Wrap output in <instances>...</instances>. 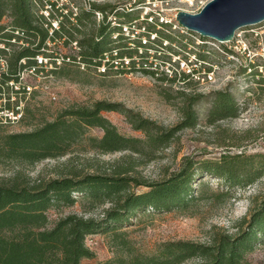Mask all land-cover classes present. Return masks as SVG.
I'll list each match as a JSON object with an SVG mask.
<instances>
[{"label":"trees","instance_id":"obj_1","mask_svg":"<svg viewBox=\"0 0 264 264\" xmlns=\"http://www.w3.org/2000/svg\"><path fill=\"white\" fill-rule=\"evenodd\" d=\"M44 4L54 7L49 0H0V62H6V70L0 78V100H6L8 106L12 96L18 99V92L8 84L18 83L21 73L37 68L35 58L49 57L48 44L63 37L67 39L65 45L77 42L80 53L78 57H62L63 65L52 71L56 78L84 83L86 79L82 77L80 66L92 68L106 54L113 58V51L118 58L127 56L146 61V52L141 55L138 52L146 50L147 46L124 37L119 27L111 28L112 21L107 22V15L103 16L98 29L85 33L81 29L87 26L90 13L76 16V24L69 29L71 14L64 15V10H56L57 16L53 11L46 25L36 8ZM95 10L106 11L93 7ZM113 17L116 22L122 21L117 22L119 25L135 20L127 12H116ZM53 19L58 21L59 28L50 34ZM163 37L171 40L169 36ZM130 43L138 45L132 48ZM35 70L40 71L39 68ZM189 79V75L182 74L179 80L165 77L162 81L174 84ZM186 101L189 106L182 109L184 121L173 128L158 125L121 104L103 101L89 106L74 104L29 132H7L5 125L0 123V168L13 170L10 176H0V264H81L82 260L94 257L85 239L95 234H111L115 249V257L100 264H184L192 259L199 260V264H251L247 255L264 240V199L248 218L238 222L236 234L213 228L206 244L165 242L153 255L147 256L134 251L122 231L138 214L178 212L193 215L199 203L222 205L231 197L232 189H244L264 177L261 158L230 154L221 155L219 160L194 162L187 159L178 172L161 181L132 176L137 167L153 161L160 151L168 148L178 132L195 127L196 116L192 110L195 99ZM25 110L23 108V114ZM103 112L122 114L131 128L140 131L144 138L120 134ZM237 116L234 100L225 93H216L208 123ZM92 129H98L102 135L99 138L90 136ZM91 152L120 153L122 156L103 172H99L102 167L90 165L96 169L93 174L76 168L58 169L55 178L31 180L21 171L47 160ZM206 178L219 182L216 190L210 189ZM132 185L144 190L130 192ZM79 202L88 214L95 208L108 207L98 218L72 213L51 222V210L61 214L62 210Z\"/></svg>","mask_w":264,"mask_h":264},{"label":"rangeland","instance_id":"obj_2","mask_svg":"<svg viewBox=\"0 0 264 264\" xmlns=\"http://www.w3.org/2000/svg\"><path fill=\"white\" fill-rule=\"evenodd\" d=\"M147 1L67 0V12L73 14L70 19L72 24L68 28L71 29L76 24L75 16L79 17L82 13L91 14L87 26L81 29L85 33L91 29H98L105 15L108 16L107 22H109L113 21L111 19L116 12L129 13L135 20L123 25L132 24L131 28L134 32H140L139 29L145 28L146 31L153 33L156 37L155 41L146 49L159 51L157 46L162 48L161 56L157 60L160 66L156 73H144L135 67L132 72L110 71L100 75L93 68L84 70L80 68L86 82L77 83L69 79L56 78L50 72L39 77L25 72L22 75L21 85L34 87V91L28 96L23 94L22 89L20 90L21 103L28 112L26 113L25 110L23 120L21 118L17 123L4 124L5 130L11 133L29 132L42 121L53 120L60 110L74 104L89 106L98 101L121 104L145 119L166 128H173L184 121L182 109L189 106L186 100L194 98L192 110L196 116L195 127L178 132L168 148L160 151L153 161L137 167L134 173H131L132 176L149 181H161L178 172L187 159L194 162L219 160L223 154L257 157L261 158L264 164V75L259 74V67L264 66V59L260 55L264 56V40L246 32L257 26L237 31L236 34L240 37H237L233 44L226 45L183 31L176 21L177 13L183 11L194 14L195 9L185 5L181 0H158L157 8L149 6ZM49 2L62 4L64 0H49ZM46 5L48 4L36 8L38 15L43 16L47 25L50 19L46 18V12L49 14L51 12L46 9ZM93 7L105 8L106 11L104 13L93 11ZM54 15L57 16L55 11ZM160 17L168 23L160 25ZM50 22L52 27L57 25V29L59 28V24L54 20ZM117 22L122 21L117 20ZM110 26L115 27L113 23ZM163 36H169L171 40H166ZM76 38L78 41L81 40L80 37ZM137 38L135 36L130 40L137 43L139 42ZM198 39L201 44L198 43ZM66 41L67 39L63 37L54 43L50 42L46 53L60 60L66 56L78 57L80 49L77 42L65 45ZM136 43L132 48L138 45ZM140 52L145 54L144 49ZM193 57L202 64L206 74H211V82L197 81L195 78L174 84L162 81L165 77L170 78L162 62H171L173 58L186 62ZM66 62L71 64V61L66 60ZM138 64L142 68V61L139 59ZM62 65L61 61L59 66ZM176 77L179 80L182 76ZM218 92L225 93L234 100L238 108V116L209 124L207 117ZM181 94H184V97ZM52 96H55V100ZM103 116L116 126L120 134L126 137L144 138L140 131L131 128L122 114L103 112ZM89 135L99 138L102 133L98 129H92ZM121 156L120 153L101 155L91 152L58 160H47L32 167L22 168L21 171L31 180L55 178L58 169L76 168L86 174H93L96 169L89 167L90 165L102 167L99 172H103L107 170L109 164ZM12 171L11 168H0V176H10ZM205 180L211 190H216L219 184L217 180L209 178ZM143 190L132 185L129 191L139 193ZM261 199H264V177L244 189H232L231 197L222 205L199 203L193 215L178 212L138 214L136 219L131 220V225L124 227L122 231L126 234L129 246L139 254L147 256L153 255L157 247L165 242L206 244L209 242V232L213 228L230 235L236 234L238 222L248 218ZM107 207L108 205L95 208L88 214L84 213L79 202L71 208L62 210L61 214L51 210L49 218L52 223L60 216L72 213L85 218H98ZM85 244L94 257L82 260L81 264H100L115 257L111 234L88 236ZM247 259L251 264H264V240H260L253 252L247 255ZM184 264H199V260L192 259Z\"/></svg>","mask_w":264,"mask_h":264},{"label":"built area","instance_id":"obj_3","mask_svg":"<svg viewBox=\"0 0 264 264\" xmlns=\"http://www.w3.org/2000/svg\"><path fill=\"white\" fill-rule=\"evenodd\" d=\"M211 1L212 0H181V2H183L185 5L189 7H193L195 9L194 14L199 13ZM50 3L53 4L54 7L48 4L46 5V9L50 11L51 14H53V11H56V10H59V12L64 10V12H66L65 14L63 12L64 15L66 14H71V16L73 15L72 12L70 13L67 12V8H66V6L68 5L67 0H64L62 4H59L58 2H50ZM147 3L149 6H153L154 8H157L156 3H158V0H152V3H150V0H148ZM46 14H47L46 18L50 19L51 14L47 12ZM151 17L152 16H149V18ZM54 18H57V17H54ZM53 20L54 22H56V24H58L56 19H53ZM111 20H113L112 23L113 25H115V27L120 28L121 34L123 36H125L128 39H134L135 36H137L138 37L137 40L144 47L150 45L151 43L153 44V42L155 41L156 37L153 35V33L146 31L145 28H143L142 30L139 29L140 32H137V31L134 32L131 28L132 24L119 25L117 24L113 16ZM167 23L168 22H166L163 19V17H160V25L167 24ZM53 27L50 30V34H52L53 30H57V25ZM181 29L187 32L185 29L183 28ZM246 32L251 33L255 38L264 40V22L255 28H251L250 30ZM116 37H117V34L113 36V39H116ZM237 37H240V35L235 33L232 41L223 43V44L231 45L233 44V42L236 40ZM198 43L201 44L199 39H198ZM129 45L132 46L131 43ZM1 48H3V46H1ZM157 49H159V51L152 50V49L145 50L146 61L142 62L143 69L138 64V59L141 61L140 58L138 59H136V57L129 58L127 56L118 58L117 53L115 51H113V58L109 57V55L106 54L102 60H99L100 63L98 62V64L94 65L92 68L95 70L97 74H100V75H104L110 71L111 72H121V71L132 72L135 67L137 69H140L141 71L145 70V71H151L153 73H156L158 66H160L159 64H157L158 63L157 60L161 56L162 48L157 46ZM229 51H230V47L228 48L227 52L229 53ZM139 54L141 55L142 52L139 51ZM260 55L264 59V56L262 54ZM61 61H63L62 58L60 60L59 58H53L51 56L49 57H45L42 55L37 56L35 58L37 68H32L27 72H29L30 74H34L37 77L43 76L44 73L47 74L50 72L52 74V71H54L56 67H58L61 64ZM94 62L97 63V61H94ZM162 64L165 66V69H166L165 71L169 75L170 78H174L177 75L181 77L182 74H185V75H189L190 79L195 78L197 81H200V80L202 82L212 81V77L210 76L211 74L210 73L206 74L203 71L202 64L199 63V61L196 60L195 57H193L192 60L191 59L186 60V62L184 60H180L179 58H176V59L173 58L171 62H162ZM38 68L40 69L39 73H37L35 70ZM80 68H82L83 70L85 69L83 65H81ZM5 70H6V62L2 61L0 62V78H1V74ZM24 73L25 72L20 74L18 83L11 82L8 84L15 92H18V99L15 95L12 96L9 101V106L6 100L4 99L0 100V123L1 124L17 123L22 118L23 104L21 103L22 100L20 99V90L22 89L21 91H23V94L27 96L30 95L34 91V87H32L31 85H21L22 78H23L22 75H24ZM259 74L264 75L263 65L259 67ZM201 76H203V78H200ZM205 76L207 77V79ZM52 99L55 100V96H52Z\"/></svg>","mask_w":264,"mask_h":264},{"label":"water","instance_id":"obj_4","mask_svg":"<svg viewBox=\"0 0 264 264\" xmlns=\"http://www.w3.org/2000/svg\"><path fill=\"white\" fill-rule=\"evenodd\" d=\"M176 21L187 32L227 43L237 31L264 22V0H212L199 13L178 12Z\"/></svg>","mask_w":264,"mask_h":264}]
</instances>
